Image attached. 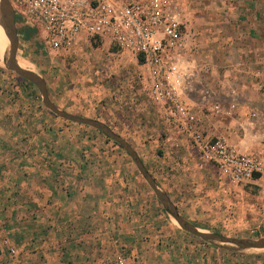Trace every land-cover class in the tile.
Masks as SVG:
<instances>
[{
  "label": "crops",
  "instance_id": "crops-1",
  "mask_svg": "<svg viewBox=\"0 0 264 264\" xmlns=\"http://www.w3.org/2000/svg\"><path fill=\"white\" fill-rule=\"evenodd\" d=\"M183 9L182 99L206 136L223 137L239 151L264 158V112L256 108L262 103L255 97L256 87H264V0H183ZM228 26L233 48H212L210 43L224 36L206 29ZM18 87L26 95L25 83ZM30 104L22 99L0 107V238L16 250L9 256L0 240V264H117L119 256L125 264H231L223 248L182 238L178 225L155 223L162 210L143 208L140 193L129 194L122 177L113 179L120 165L111 159L112 147H97L88 132L82 138L86 145L76 137L70 145H47L46 138H64L66 129L57 121L49 124L42 111L33 114ZM216 104L234 107L226 115L214 112ZM166 124L170 138L192 150L180 130ZM180 147L175 140V152L183 153ZM198 158L197 168L235 188L214 165ZM184 160L193 164L186 155ZM151 176L181 215L179 200ZM247 184L264 190V179Z\"/></svg>",
  "mask_w": 264,
  "mask_h": 264
},
{
  "label": "rangeland",
  "instance_id": "rangeland-1",
  "mask_svg": "<svg viewBox=\"0 0 264 264\" xmlns=\"http://www.w3.org/2000/svg\"><path fill=\"white\" fill-rule=\"evenodd\" d=\"M178 1L182 9V28L187 34V28L182 20L183 0ZM20 22V17L15 12L19 40L16 58L25 62L22 67L33 71L45 81L50 100L59 108L102 121L125 137L137 150L157 182L164 187V190H170L172 196L179 200L181 215L187 221L201 230L219 232L231 237L264 236V190L251 184L245 187L240 185H235V188L228 187L219 175L208 173L207 176L201 167H196L194 156L200 158L199 153L181 131L184 141L192 147V150H186L187 148L174 136L170 138L173 134L167 130L166 124L170 122L152 101L148 83L144 80L141 67L134 55L98 40L82 42L67 52H48L35 37L30 40L23 39L18 31L27 26ZM217 28L208 27L205 31L203 27V31L209 35L224 36L223 41L219 38V41L210 43L211 47L231 50L232 26L219 31ZM0 45H2L0 47V107L7 109L9 104L27 99L32 103L30 111L33 114L34 111H37V114L42 111L47 114L49 124L54 125L57 121L59 128L66 129L64 138L50 135L46 138L47 145H59L62 144L61 141L64 145H70L72 140H75L72 139L73 137H76L78 144L86 145L82 138L88 132L90 140L95 141L97 147H100L99 145L112 147L111 159L120 165V172L117 176L113 175V179L122 177L124 188L129 194L140 193L144 199L143 208H151L153 211L162 210L160 220L157 218L155 223L176 227L177 224L165 212L126 151L103 132L66 121L51 113L43 105L36 86L5 66L4 58L8 56L9 43L4 45V36ZM18 83H25L26 95L23 96L21 89L16 88ZM256 83L259 84L258 79ZM256 91L255 97L262 103L256 108L264 112V87L257 86ZM175 140L180 148L185 149L183 153L175 152ZM185 155L188 156L189 161H193L192 165L185 162ZM179 231L183 233L182 238L207 243L180 228ZM170 236L179 237L176 234ZM0 240L6 247L3 241L7 239L0 238ZM14 251V253L9 252V256H14L16 250ZM223 252L231 264H264V250L238 252L223 249Z\"/></svg>",
  "mask_w": 264,
  "mask_h": 264
},
{
  "label": "built area",
  "instance_id": "built-area-1",
  "mask_svg": "<svg viewBox=\"0 0 264 264\" xmlns=\"http://www.w3.org/2000/svg\"><path fill=\"white\" fill-rule=\"evenodd\" d=\"M21 24L35 30L48 52H67L98 40L136 57L152 101L191 142L200 157L232 185L264 179V158L239 151L223 137L210 138L182 99L186 74L181 68L186 32L178 0H10ZM214 105L215 113L229 115ZM8 247L7 240L3 241ZM10 253L14 249L8 247ZM117 264H125L117 257Z\"/></svg>",
  "mask_w": 264,
  "mask_h": 264
},
{
  "label": "water",
  "instance_id": "water-1",
  "mask_svg": "<svg viewBox=\"0 0 264 264\" xmlns=\"http://www.w3.org/2000/svg\"><path fill=\"white\" fill-rule=\"evenodd\" d=\"M0 25L9 43L8 56L4 58L5 66L19 77L36 86L41 95L43 105L55 116L66 121L97 129L107 135L114 142L122 146L133 160L137 170L151 188L165 212L172 220H174L181 230L200 238L204 242L216 245L223 249H229L238 252L246 250H264V236L257 238H238L226 236L219 232L201 230L184 219L178 213L176 206L169 199L166 192H164L157 185L156 181L144 166L133 146L125 138L114 132L107 124L102 121L76 115L59 108L50 100L45 81L33 71L19 66L16 58L19 40L15 24V12L9 0H0Z\"/></svg>",
  "mask_w": 264,
  "mask_h": 264
},
{
  "label": "trees",
  "instance_id": "trees-1",
  "mask_svg": "<svg viewBox=\"0 0 264 264\" xmlns=\"http://www.w3.org/2000/svg\"><path fill=\"white\" fill-rule=\"evenodd\" d=\"M19 34H22L23 39L30 40L35 37V30L30 27H23L19 29ZM40 42V41H39Z\"/></svg>",
  "mask_w": 264,
  "mask_h": 264
},
{
  "label": "bare ground",
  "instance_id": "bare-ground-1",
  "mask_svg": "<svg viewBox=\"0 0 264 264\" xmlns=\"http://www.w3.org/2000/svg\"><path fill=\"white\" fill-rule=\"evenodd\" d=\"M0 30H1V32H2V33H0V44H1L2 39H3V36H4V45H5V44H7L8 39H7V37L5 36V34L3 33L1 27H0ZM3 48H4V47H3ZM17 62H18V64H19V66H21V67H22V66L24 65V63H25V62H23V61L20 60V59H17ZM23 68H24V67H23Z\"/></svg>",
  "mask_w": 264,
  "mask_h": 264
}]
</instances>
